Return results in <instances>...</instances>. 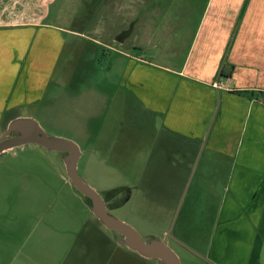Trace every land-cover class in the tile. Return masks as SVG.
<instances>
[{"label":"crops","instance_id":"crops-1","mask_svg":"<svg viewBox=\"0 0 264 264\" xmlns=\"http://www.w3.org/2000/svg\"><path fill=\"white\" fill-rule=\"evenodd\" d=\"M47 1L0 0V135L57 101L48 91L68 37H84L51 20ZM128 3L136 22L111 40L125 49L88 37L123 62L107 132L114 159L88 152L125 157L140 180L127 183L126 202L157 195L159 211L176 210L193 173L178 238L207 264H264V0ZM55 194L70 196L56 219L29 189L0 193V264H160L123 244L75 189Z\"/></svg>","mask_w":264,"mask_h":264},{"label":"rangeland","instance_id":"rangeland-1","mask_svg":"<svg viewBox=\"0 0 264 264\" xmlns=\"http://www.w3.org/2000/svg\"><path fill=\"white\" fill-rule=\"evenodd\" d=\"M128 1H47L50 3L47 7L48 13L53 15L51 20L53 18L56 21L59 18L64 24H73L74 28L84 33V37H68L60 57L59 68L48 91V96L57 101H50L47 107L43 104L35 117L48 134L70 138L78 143L83 151L78 165L79 172L103 196L109 189L126 186L127 183L134 185L140 180H134L127 171L129 163L126 164L125 157L113 163L105 161L95 153L94 157L93 153L88 152V149L108 152L110 160L114 159L112 153L117 147L111 146L107 132L112 126L110 121H115L114 110L117 109L112 99L123 65L118 52L110 47L95 45L88 37H99L116 49H125L116 46L111 40L115 39L116 34L119 38L126 35L134 21L136 22L130 17ZM118 95L121 96V92ZM3 126L5 127V124ZM199 166L200 163L195 162L193 167L197 176ZM194 184L195 178L191 173L185 182L180 202L173 212L154 209V204L149 203L157 202V195L143 196L138 192L129 202L110 208V212L134 226L146 240L154 236L164 238L170 230L171 235L165 238L178 255L181 264H189L188 260L194 264H207L209 260L206 256L178 238L183 229L189 230L188 227H181V223L185 207L194 198ZM9 188L29 189L36 193L39 207L48 205L46 214L54 219L58 217L56 213L63 209L65 198L70 197L63 194L58 196L55 192L64 190L67 193V189L74 190L66 175L62 153L35 143L17 146L0 154V193ZM125 194L126 192H123V196ZM81 196L84 200L82 194ZM119 196L122 197L120 194ZM204 198L205 196L198 194L196 204L201 203ZM194 213L199 217L205 215L203 211ZM184 248H187L188 252ZM187 254L191 256L188 257Z\"/></svg>","mask_w":264,"mask_h":264},{"label":"water","instance_id":"water-1","mask_svg":"<svg viewBox=\"0 0 264 264\" xmlns=\"http://www.w3.org/2000/svg\"><path fill=\"white\" fill-rule=\"evenodd\" d=\"M27 143H35L62 153L66 175L74 189L82 194L84 199L90 200L91 203L88 205L91 211L102 224L121 236L123 244L147 257L156 258L160 264H181L166 236L164 238L154 236L146 240L134 226L110 212L105 197L79 172L78 165L83 151L76 141L48 134L33 116H18L9 121L0 135V154ZM168 235H171L170 231Z\"/></svg>","mask_w":264,"mask_h":264},{"label":"trees","instance_id":"trees-1","mask_svg":"<svg viewBox=\"0 0 264 264\" xmlns=\"http://www.w3.org/2000/svg\"><path fill=\"white\" fill-rule=\"evenodd\" d=\"M127 190L126 186H119L105 191V199L109 204V208L113 209L122 206L126 202L127 196L118 197L119 194ZM87 203H91L88 198H85Z\"/></svg>","mask_w":264,"mask_h":264},{"label":"flooded vegetation","instance_id":"flooded-vegetation-1","mask_svg":"<svg viewBox=\"0 0 264 264\" xmlns=\"http://www.w3.org/2000/svg\"><path fill=\"white\" fill-rule=\"evenodd\" d=\"M122 194V197H123V192L121 193ZM125 196V195H124ZM120 197V196H119Z\"/></svg>","mask_w":264,"mask_h":264},{"label":"built area","instance_id":"built-area-1","mask_svg":"<svg viewBox=\"0 0 264 264\" xmlns=\"http://www.w3.org/2000/svg\"><path fill=\"white\" fill-rule=\"evenodd\" d=\"M217 85H218V83H217Z\"/></svg>","mask_w":264,"mask_h":264}]
</instances>
